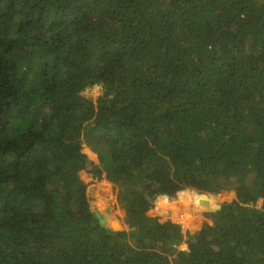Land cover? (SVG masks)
I'll use <instances>...</instances> for the list:
<instances>
[{
	"label": "trees",
	"instance_id": "16d2710c",
	"mask_svg": "<svg viewBox=\"0 0 264 264\" xmlns=\"http://www.w3.org/2000/svg\"><path fill=\"white\" fill-rule=\"evenodd\" d=\"M0 264H264V0H0Z\"/></svg>",
	"mask_w": 264,
	"mask_h": 264
},
{
	"label": "rangeland",
	"instance_id": "374dc122",
	"mask_svg": "<svg viewBox=\"0 0 264 264\" xmlns=\"http://www.w3.org/2000/svg\"><path fill=\"white\" fill-rule=\"evenodd\" d=\"M104 88L100 84L92 83L90 84L85 93L92 97L94 100H97L99 95L104 93ZM122 105V104H121ZM85 152L88 156L94 161L98 162L96 159V155L91 152L87 147H85ZM80 176L82 180L86 183L87 189L86 193L89 198V203L93 211H98L99 213L107 215V224L115 226L116 224L121 225V229L128 230L129 225L125 221V205L119 202V187L114 181L107 182L104 180V172L100 177L92 175L87 171H81ZM190 190V193L196 198L197 195L207 196V197H215L222 191L218 193H211L205 190H196L191 188H186ZM225 190V189H224ZM231 196H229L228 201H231L234 198V192L225 190ZM200 192V193H199ZM199 193V194H198ZM152 202L155 209H149L146 213L150 216H155L159 221L172 220L176 223H179L183 230L186 231H195L199 229L205 222H210V215H207L204 211L199 208H194L193 206H188L190 209H193V215L196 217H200V222L197 221L195 217L190 218V220L182 221L177 216L173 215L172 210L168 209H157L159 202L166 203H178L179 198L174 194H170L166 199H159L158 201H149ZM111 208V209H110ZM109 209V211H107ZM186 244L183 242L180 244L179 249H185Z\"/></svg>",
	"mask_w": 264,
	"mask_h": 264
},
{
	"label": "bare ground",
	"instance_id": "6f19581e",
	"mask_svg": "<svg viewBox=\"0 0 264 264\" xmlns=\"http://www.w3.org/2000/svg\"><path fill=\"white\" fill-rule=\"evenodd\" d=\"M182 199H183V202L185 201L184 204H187L188 203L187 201L190 200L189 202H192L194 205L197 206L196 208H199V209L202 208V207L199 206L198 203L200 205H202V206H205L208 203H209V205H213V202L209 198H207L205 196H200V197L193 198V197H191L189 195L187 197L185 193L184 194L182 193V194H180V201H182ZM182 204L175 203L176 208H178L177 209L178 212L183 210L182 209ZM180 215H182V211H181ZM183 216L186 217L185 214Z\"/></svg>",
	"mask_w": 264,
	"mask_h": 264
},
{
	"label": "water",
	"instance_id": "95a60500",
	"mask_svg": "<svg viewBox=\"0 0 264 264\" xmlns=\"http://www.w3.org/2000/svg\"><path fill=\"white\" fill-rule=\"evenodd\" d=\"M220 191H225V190L222 189ZM234 197H235V193H234ZM219 206L220 205L218 204L217 207H219ZM221 208H222V206H220L219 210ZM149 209L154 210L155 209V206L149 205ZM107 211H109V209ZM95 215L99 219L100 224L103 225V226H105L107 229H110V230H121V225H119V224H116L115 226H112V225L107 224V215L106 214H102V213H99L98 211H95Z\"/></svg>",
	"mask_w": 264,
	"mask_h": 264
},
{
	"label": "built area",
	"instance_id": "2783aa9c",
	"mask_svg": "<svg viewBox=\"0 0 264 264\" xmlns=\"http://www.w3.org/2000/svg\"><path fill=\"white\" fill-rule=\"evenodd\" d=\"M177 224H179V223H177ZM180 225V224H179Z\"/></svg>",
	"mask_w": 264,
	"mask_h": 264
},
{
	"label": "crops",
	"instance_id": "0c3cea01",
	"mask_svg": "<svg viewBox=\"0 0 264 264\" xmlns=\"http://www.w3.org/2000/svg\"><path fill=\"white\" fill-rule=\"evenodd\" d=\"M96 159H97V157H96Z\"/></svg>",
	"mask_w": 264,
	"mask_h": 264
}]
</instances>
